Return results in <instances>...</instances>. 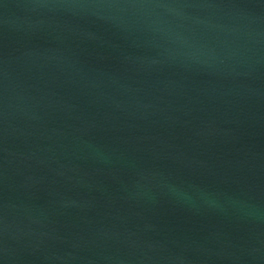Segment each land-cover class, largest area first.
Instances as JSON below:
<instances>
[{
	"label": "water",
	"instance_id": "obj_1",
	"mask_svg": "<svg viewBox=\"0 0 264 264\" xmlns=\"http://www.w3.org/2000/svg\"><path fill=\"white\" fill-rule=\"evenodd\" d=\"M0 264H264V0H0Z\"/></svg>",
	"mask_w": 264,
	"mask_h": 264
}]
</instances>
